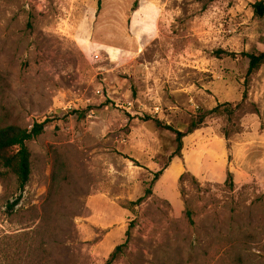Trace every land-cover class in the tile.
Returning <instances> with one entry per match:
<instances>
[{"label":"rangeland","instance_id":"1","mask_svg":"<svg viewBox=\"0 0 264 264\" xmlns=\"http://www.w3.org/2000/svg\"><path fill=\"white\" fill-rule=\"evenodd\" d=\"M261 1L0 0V264H264Z\"/></svg>","mask_w":264,"mask_h":264},{"label":"trees","instance_id":"2","mask_svg":"<svg viewBox=\"0 0 264 264\" xmlns=\"http://www.w3.org/2000/svg\"><path fill=\"white\" fill-rule=\"evenodd\" d=\"M254 8L257 16L264 17V0L258 2ZM244 56L249 60V75L256 73L264 65V52L247 53L244 54ZM218 110L219 107H217L214 111ZM229 112L234 114L232 111ZM202 120L203 119H201V121ZM48 122L49 121L35 123L30 129L15 125L0 128V170L6 169L11 172L17 178L21 191H24L32 175V153L28 147V143L38 138L45 132ZM165 128L175 132L179 148L174 157H181L183 138L186 137L188 133H191V131L183 133L175 131L169 126H166ZM161 174L162 172L156 174L155 180ZM228 182L230 185H233V176L231 173L228 174L227 183ZM150 193L151 191L149 190L148 194ZM20 198L21 197H19V199H17L10 206L12 210L20 203ZM187 214L190 216L191 212H188Z\"/></svg>","mask_w":264,"mask_h":264},{"label":"built area","instance_id":"3","mask_svg":"<svg viewBox=\"0 0 264 264\" xmlns=\"http://www.w3.org/2000/svg\"><path fill=\"white\" fill-rule=\"evenodd\" d=\"M94 59H95V60H99V59H100V56H99L98 54H96V55L94 56Z\"/></svg>","mask_w":264,"mask_h":264}]
</instances>
